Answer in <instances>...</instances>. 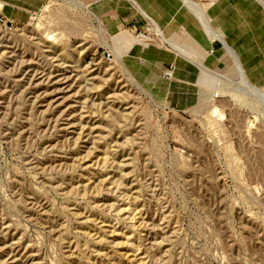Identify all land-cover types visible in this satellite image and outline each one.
I'll list each match as a JSON object with an SVG mask.
<instances>
[{
	"label": "rangeland",
	"instance_id": "obj_1",
	"mask_svg": "<svg viewBox=\"0 0 264 264\" xmlns=\"http://www.w3.org/2000/svg\"><path fill=\"white\" fill-rule=\"evenodd\" d=\"M133 1L0 0V264H264V81Z\"/></svg>",
	"mask_w": 264,
	"mask_h": 264
},
{
	"label": "crops",
	"instance_id": "obj_2",
	"mask_svg": "<svg viewBox=\"0 0 264 264\" xmlns=\"http://www.w3.org/2000/svg\"><path fill=\"white\" fill-rule=\"evenodd\" d=\"M96 1L101 4V12L109 16L116 26L145 21L149 24L146 13L133 0ZM136 2L166 35H175L179 27L199 35L195 23L182 10L185 5L180 0ZM209 13L227 33L230 46L239 54L252 78L257 82L264 81V0H221ZM169 17L172 19L169 20Z\"/></svg>",
	"mask_w": 264,
	"mask_h": 264
},
{
	"label": "built area",
	"instance_id": "obj_3",
	"mask_svg": "<svg viewBox=\"0 0 264 264\" xmlns=\"http://www.w3.org/2000/svg\"><path fill=\"white\" fill-rule=\"evenodd\" d=\"M207 1H217V0H191L194 4H201ZM0 27H4L6 31H11L13 29V23L8 20L6 16L0 12ZM145 37V36H142Z\"/></svg>",
	"mask_w": 264,
	"mask_h": 264
},
{
	"label": "bare ground",
	"instance_id": "obj_4",
	"mask_svg": "<svg viewBox=\"0 0 264 264\" xmlns=\"http://www.w3.org/2000/svg\"><path fill=\"white\" fill-rule=\"evenodd\" d=\"M183 3H186L188 6L190 4L191 7H198L199 4H194L191 2V0H181ZM218 1V0H217ZM245 81V80H244ZM246 85V84H245ZM247 87H251L248 83H247Z\"/></svg>",
	"mask_w": 264,
	"mask_h": 264
}]
</instances>
